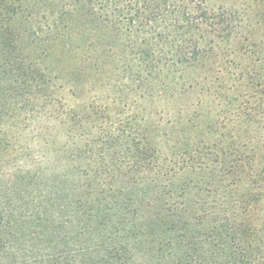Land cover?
I'll return each instance as SVG.
<instances>
[{
    "label": "rangeland",
    "instance_id": "rangeland-1",
    "mask_svg": "<svg viewBox=\"0 0 264 264\" xmlns=\"http://www.w3.org/2000/svg\"><path fill=\"white\" fill-rule=\"evenodd\" d=\"M0 130V264H264V0H0Z\"/></svg>",
    "mask_w": 264,
    "mask_h": 264
},
{
    "label": "trees",
    "instance_id": "trees-1",
    "mask_svg": "<svg viewBox=\"0 0 264 264\" xmlns=\"http://www.w3.org/2000/svg\"><path fill=\"white\" fill-rule=\"evenodd\" d=\"M192 19L193 20H195L196 22H199L201 25H203L204 27H207L209 24L206 22V21H204L203 19H202V17H201V14L200 13H197V14H193L192 15ZM187 59H184V61H186ZM255 96V95H254ZM256 100L257 101H259L260 103H262L261 102V100H262V98L259 96V97H257L256 98ZM251 110V109H250ZM242 114V116H244L246 119L244 120H241V122L242 123H244L243 125H245V124H247L248 125V123L247 122H251L252 120H253V115H252V113L250 112H247L246 111V109L245 108H241V110H239V114ZM137 117H139V116H137L136 114H133L132 116H130L129 117V119L127 120V126H128V128H129V130H130V132H132V133H134L135 134V136H138V137H140V138H136V142L138 143V144H142L144 141H143V133H142V129H143V127H144V124H143V122L141 121V120H139ZM240 118V117H239ZM14 123H15V121H14ZM13 123V124H14ZM12 124V125H13ZM145 127H146V125H145ZM147 128V127H146ZM246 129V128H245ZM4 131H6V130H0V150L5 146H7V143L5 142V140L6 139H4L5 138V136H9V135H11V134H8L7 133V131L6 132H4ZM4 139V140H3ZM136 153H137V155L138 154H143V152H140V150H138V148H137V145H136ZM230 153H234V151H230ZM139 155V156H140ZM146 158H148V157H146ZM226 163V164H225ZM227 167H230L229 165H227V162L226 161H223V165H222V170L224 171L225 170V168H227ZM239 178V177H238ZM237 178V176H235V177H233L232 179L236 182L237 180H239Z\"/></svg>",
    "mask_w": 264,
    "mask_h": 264
}]
</instances>
